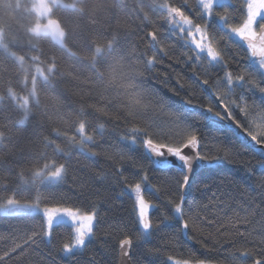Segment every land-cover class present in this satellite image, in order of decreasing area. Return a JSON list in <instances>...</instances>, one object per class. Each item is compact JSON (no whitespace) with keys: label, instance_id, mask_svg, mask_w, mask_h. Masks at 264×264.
<instances>
[{"label":"snow or ice","instance_id":"obj_1","mask_svg":"<svg viewBox=\"0 0 264 264\" xmlns=\"http://www.w3.org/2000/svg\"><path fill=\"white\" fill-rule=\"evenodd\" d=\"M15 3L16 9L22 10L27 18L26 23L4 19L11 8V0H0V181L3 182L0 191L5 193L0 196V210L10 218L26 219L32 223L23 229L26 238L22 243L17 242L21 239L18 233L22 230L18 225L10 227L7 235H0V241L7 245L0 252V264H7L13 257H17L14 264H24L29 259L35 264H59L54 252L64 253L69 264H78V256L82 253L76 250H86L93 242L99 213L91 202L88 203V211L82 207L49 206L65 200L66 193L59 189L67 185L72 149L86 158L104 155L109 161L118 160L120 163V167H115L111 173L105 169L93 172L90 181L83 183L79 192L69 187L78 199L85 198L84 188L93 182L107 180L109 175L122 186L120 195L124 194V188L135 194V215L131 223L138 235L134 237L128 231L129 221L123 217L109 226L112 232L107 234L108 239L113 235L123 236L118 240L121 264H128L139 245L148 243L149 237L162 233L163 229L171 230L159 236L164 244H158L155 250H146L145 255L155 254L159 247H166L168 241L178 234L199 232L203 235L205 225L215 228L214 235L229 246L243 241V250L235 249L229 253L230 264H246L245 258L248 257H254L253 264H264V176L249 186L255 171L247 168L246 175L228 181L226 189L223 176L219 178L221 183L201 181V174L209 171L210 165L236 164L239 162L237 157L243 153L230 138L214 136L209 144L203 134H198V125L203 121H209L219 131L230 127L241 129L240 121L236 120L239 105L223 103L228 93L235 94L236 88L241 90L237 95L239 101L245 102L258 93L260 104L253 98V105L264 107V0H245L239 7L236 0H232L231 5L222 0H193L192 3L182 0L180 7L153 0L147 5L149 11L144 10L145 0H138L132 7L123 0H15ZM229 6L232 11H228ZM217 7L223 8L224 12L216 11ZM57 8L69 10V14L63 18H52ZM160 11L165 15L157 23L163 25V30L156 29L146 34L151 38V45H160V51L166 55L167 48L162 45V38L172 36L176 44L188 49L181 54L186 63L194 61L200 66L207 60L209 67L217 72L224 71L216 84L228 90L217 101L219 110L212 106L203 109L201 104L199 108L203 111L195 117L192 116L197 108L193 105L195 97L184 101L192 107L176 112L167 126L183 123L190 134L178 140L175 146L154 143V138L168 139L154 107L163 100H153L156 92L146 87L147 78L140 71V61L143 60L144 71H149L157 65V57L144 59L145 54L139 51L138 45L128 41L132 31L130 25L135 23V17H140L137 28L142 30L141 25L147 27L152 23L149 12L155 15ZM220 33H224L227 40L223 37L217 40ZM232 36L237 37L232 43L247 54L244 57L246 66H237L235 76L226 71L233 65L225 59L230 47L228 40ZM43 42L52 44V48L45 51L41 47ZM55 48L86 62L90 75H85L84 67L77 69L73 65L61 70ZM82 52L90 54L82 56ZM65 79L75 83L74 94L81 100L79 107H73L69 90L59 87ZM202 83L209 85L208 80ZM82 85L89 91L85 92ZM17 89L27 94L21 96ZM109 91L123 93L121 107L115 108V100L104 95ZM85 98L96 100V103L89 104ZM102 104L106 106H100ZM167 107L173 106L168 104ZM65 108L73 110L64 111ZM110 109H115V114ZM239 111L244 113L242 119L247 136L256 145H264V134L258 137L247 130L246 109L240 108ZM139 119L145 120L144 128H127L119 140L125 143V147L128 142L139 144L148 155L141 153L140 158H135L123 149L113 153L111 142L104 138L106 125L128 124ZM53 124L60 126L52 127ZM89 128H93L91 133ZM69 132L73 134L69 135ZM96 134L101 136L100 141L96 140ZM102 143H109V148L94 150ZM50 156L62 157L64 162L54 160L48 163ZM141 158L147 159L149 164L162 160L165 167L160 171L168 173L162 189L153 186L157 193L168 196V199L160 201V206L166 210L155 223L149 218L148 209L157 205L150 204L141 194L142 185L148 180ZM125 163L131 166L127 175ZM256 166L264 173V153L256 161ZM140 173L143 174L137 182H129L130 176ZM241 182L245 185L243 188ZM213 186L216 192L210 199L217 201L216 204H203L196 198L189 203L188 197L193 189L197 193L209 192ZM174 193H179V196ZM88 194L99 196L100 191L89 190ZM237 200L242 202L240 206ZM225 205L229 211L223 216L216 217L212 213L213 218H208L210 207L223 208ZM236 207L239 211L233 212ZM62 217L70 218L76 225L70 240H64L62 234L55 231L59 226L57 221ZM212 235L209 234V238ZM32 251L38 255L33 256ZM87 260L88 264H97L94 255ZM198 264H203V261Z\"/></svg>","mask_w":264,"mask_h":264},{"label":"trees","instance_id":"obj_2","mask_svg":"<svg viewBox=\"0 0 264 264\" xmlns=\"http://www.w3.org/2000/svg\"><path fill=\"white\" fill-rule=\"evenodd\" d=\"M65 2H71V0H65ZM124 3L128 5V7H132L135 2L138 0H123ZM157 3H169L173 6L180 7L182 0H156ZM193 0H189V3H192ZM153 0H145V11H149L147 5L152 4ZM227 5H231L232 0L228 2H223ZM245 0H236V6L239 7L243 5ZM216 11L223 13L224 9L217 7ZM228 11H232V7L229 6ZM69 14V10H65L62 8L54 9V15L52 18H63L64 16ZM165 15L163 11L157 12L155 15L152 12H149L150 19L152 20L151 24H148L147 27L141 25V28H137V24H140V17H135V23L130 25V34L128 36L129 43H132L134 46L138 45L139 51L145 54L144 59L148 57L156 56L157 57V65L152 67L149 71H144V63L143 60L140 61V71L143 72L144 76L147 78L146 87L149 89H154L156 92V96L153 97L155 99H161L163 102L159 105H154L156 112L159 113L160 123L164 126L163 131L168 134V139H155L154 143H165L169 146H175V143L186 137L190 134L185 128L184 124L180 125L172 124L171 127L167 125L170 123L171 117L176 112H183L187 107L185 106L187 99L191 97H195L193 100V104L195 105H203L204 107L212 106L214 110H219L217 107V103L215 98L209 95L203 85L204 80L209 81V86L212 89V92L220 98V96L224 95L228 90L223 85H217L216 80L224 75V71L217 72L214 68L208 66L207 60H204L200 66H197L193 61L192 64L186 63L185 58L182 57V53L188 52L187 48L180 47L175 43V40L172 36H165L162 38V45L167 48V54L163 51H160V45L153 47L151 45V38L146 34L150 31L161 29L163 30V25L157 23V21ZM4 19H8L16 22H27V18L24 16L22 10L16 9L15 0H11V8L7 10V15L3 17ZM32 19V17H29ZM227 40V37L224 33H220L217 35V40L221 38ZM236 40L233 36L230 40H228L229 44V52L225 57L226 61L232 63V67L226 69V71L232 72L235 76L237 72V66L245 67L246 64L244 62V57L247 55L242 48L237 47L232 41ZM169 45H175V47H167ZM215 46V45H214ZM41 47L44 48L45 51H48L52 48V44L48 42H43ZM56 53L58 59H60V68L63 70L68 65H73L77 69L84 67L85 75H90L87 71L86 62L78 61L75 57L71 56V54L61 52L58 48L53 49ZM73 51H77V49H73ZM36 54V53H32ZM90 53L82 52V56H87ZM233 58H235L233 60ZM83 79V77H82ZM183 85V87H181ZM59 87L67 88L69 99L73 102V107H79L81 104V100L77 98L74 94V90L76 89V85L70 79H65ZM85 92L89 91L87 86L82 85ZM215 89V91H213ZM21 94L26 95V91H20ZM240 89L236 88L235 94L228 93L225 97L223 103L224 104H233L239 105V108L236 109L238 113L236 115V120L240 121L243 129L245 127V122L242 119L244 115L243 112H240V108L246 109L248 113V123L246 125L247 130L251 131L254 135L258 137L261 134H264V107L257 108L253 105V98L256 100L257 104H260V96L258 93L255 94V97L248 98L245 102H241L237 99V95L240 93ZM179 93V95H177ZM109 100H115V108H119L122 106V98L123 93H117L116 91H109L104 94ZM86 100V98H85ZM87 103L92 104L96 103V100H86ZM168 104H171L173 107H167ZM100 106H106V104H102ZM72 108H65L64 111H72ZM115 114V109H110ZM199 112L192 113V116L195 117ZM90 119V118H89ZM145 125L144 119H139L138 121H134L132 123H109L106 125V129L104 132V138L111 142L112 152H118L123 149L129 155H132L135 158H140L141 153L144 155H148L146 150L140 146L139 144H131L128 142V146L125 147V143H122L119 140V137L124 134L125 129L131 127H137L143 129ZM60 125L53 124L52 127H58ZM95 124H93V128ZM93 128H89L88 131L91 133ZM199 133L203 134L209 144L212 143V138L222 137V138H230L233 143L236 144L237 148L243 153L240 157H237L239 161L236 164H227L224 163L217 167L216 165H210L209 171H205L201 174L200 180L204 182L216 181L217 183H221L220 177L223 176L225 179L223 183L225 184V189L227 187V182L231 181L233 178L240 179L246 175V169L252 168L255 171V176L249 180V186L258 182V180L264 176V173H261L256 166V161L261 158V154L264 153V149L261 147L254 148L249 146L248 144L241 143L239 137H237L231 130L224 129L223 131L217 130L216 126L212 125L208 121H203L198 125ZM61 131H63V127H61ZM149 131H152L151 129ZM47 134V133H45ZM73 132H69V135H72ZM96 140L100 141L101 136L96 134ZM148 138V137H146ZM79 139V137H77ZM186 142V141H185ZM57 143H61V141H57ZM63 146V145H62ZM101 148L107 149L109 148V143H102L99 147L95 148L96 151H101ZM208 150L205 149V152ZM212 155L215 153L212 152ZM127 159V156L125 157ZM64 162L63 158H53L49 157L48 163L52 162ZM43 163V161L41 162ZM70 168H69V176L67 180V185L64 188L59 189V191L66 193V197L64 201L53 202L52 205L49 206H58L61 207H82L83 210L88 211V203L91 202L97 209L99 213V223L96 228V236L93 239V242L89 244L88 249L77 250L78 253H82V255L78 256V264H88V257L95 256L97 264H118L119 263V245L118 240L122 239L123 236L117 237L113 235L110 239H108L107 234L112 232V229L109 227L116 220L123 217L125 220L129 221L128 231L135 237L138 235L134 225L131 223L132 217L135 215L134 212V201L135 194L132 193L127 188H124V194L120 195L122 191V186L119 183L115 182V178L112 175H109L108 179L103 182H93L88 187L84 188L85 198L78 199L74 192L69 191V187L75 189L76 192L81 190V185L83 183H87L90 181L91 174L93 172L99 171L100 169H105L109 173L113 172L115 167H120V163L118 160L109 161L106 159L104 155H101L98 158L90 159L86 158L82 155L78 150L72 149V158L70 160ZM140 163L143 164L144 169L148 172V180L142 185L141 194L144 196L145 200L150 204H156L157 207H150L149 209V218L156 222L157 219L161 216V214L166 210L163 206H160V201L168 199L166 194L157 193L155 188H163L164 186V177L168 175V173L160 171L161 167L158 163L149 164L147 159H140ZM130 165L125 163L124 169L125 174L127 175L130 170ZM139 175L130 176L129 182L135 183L139 180ZM74 180L77 181L74 183ZM3 182L0 181V188H2ZM245 185L241 182V188ZM99 189L100 195H89V190L95 191ZM223 190V189H222ZM213 192H216V187L213 186L211 191L209 192H200L197 193L195 189L192 191V195L188 197L189 203L192 202L193 198L200 200L203 204H216L217 201L211 200V195ZM5 193L0 191V196H4ZM174 195L179 196V193H174ZM239 195V193L237 194ZM202 197H207V199H201ZM230 203V202H229ZM237 205L240 206L242 204L241 201H236ZM43 207V205H41ZM229 211L227 205L223 208H209L208 209V218L212 219V213H215L216 217L223 216L226 212ZM233 212L239 211V207L232 209ZM243 215V212H240ZM204 215V213H201ZM223 222V221H222ZM32 223L30 220H18L15 218H10L5 215V213L0 212V235H7L8 229L12 226L18 225L22 230L18 233L21 237L18 240V243H22L24 236L23 229ZM59 226L55 229L57 233L62 234V238L64 240H70L71 236L74 232L73 226L71 224H67L64 222L57 223ZM218 227V225H217ZM242 231L244 229H241ZM169 229H163L162 233L149 237L148 243H141L139 245V249L137 253L133 255L132 264H171V259L180 260L184 262H207L214 264H230L228 256L230 252L235 251V249L243 250L245 247L243 241H238L235 245L229 246L226 241L221 240L219 237L215 236V228H210L207 225L204 226L203 235L199 232H189L186 235L178 234L174 239L168 241L166 247H159L158 252L153 255H145L144 253L148 249L155 250L158 244H164L165 241L160 240L159 236L163 235L164 232H169ZM209 234H213L211 238H209ZM250 247V245H248ZM7 245L0 241V252L5 250ZM43 247V246H42ZM45 252L48 249H44ZM32 255H38L37 252L32 251ZM56 260L59 264H69V261L64 259L65 254L53 253ZM246 259V264H253L254 257H248ZM17 260V257H13L12 260L7 261V264H14V261ZM24 264H35V262L31 259L25 260ZM50 264V262H48Z\"/></svg>","mask_w":264,"mask_h":264},{"label":"water","instance_id":"obj_3","mask_svg":"<svg viewBox=\"0 0 264 264\" xmlns=\"http://www.w3.org/2000/svg\"><path fill=\"white\" fill-rule=\"evenodd\" d=\"M204 87H205V89H206V91H207V93L209 94V95H211L212 97H214L215 98V101H216V103H217V101L219 100V98H218V96L217 95H215L213 92H212V89L210 88V86L209 85H204ZM193 105H195V104H193ZM185 106L187 107V108H190V107H192V106H190V105H188V104H185ZM195 106H197V108H196V111L197 112H202L203 110L202 109H200L199 108V105H195ZM207 107H204L203 106V109H206ZM210 119H215V117H211ZM209 122V121H208ZM210 123V122H209ZM225 125H227V120H225ZM226 129H229V130H231L237 137H239V139L241 140V141H243L245 144H248L249 146H251V147H254V148H258V147H261V148H263L264 149V145H256L254 142H252L251 141V139H250V137H248L247 136V134H246V132L244 131V129H243V127H241V129L238 131L237 130V128L236 127H230V128H226ZM157 160H160L161 158H156ZM161 167H165V165L163 164V162H162V160H161V162L160 163H158ZM118 264H121V258H120V255H119V263ZM128 264H132V259L128 262Z\"/></svg>","mask_w":264,"mask_h":264},{"label":"rangeland","instance_id":"obj_4","mask_svg":"<svg viewBox=\"0 0 264 264\" xmlns=\"http://www.w3.org/2000/svg\"><path fill=\"white\" fill-rule=\"evenodd\" d=\"M229 0H222V2H228ZM234 38H236L237 39V37H235V36H233ZM198 38V37H197ZM24 94H21V96H23ZM42 207V206H41ZM150 209V208H149ZM149 209H148V212H149ZM0 212H2L3 213V211L2 210H0ZM59 222H64V223H67V224H71L72 226H73V229L75 228V223L74 222H72L71 220H70V218H67V217H62V218H60L58 221H57V223H59ZM77 250H81V249H77ZM76 250V251H77ZM171 264H177V262H179V264H185V262L184 261H180V260H172L171 259ZM187 264H198V262H188ZM203 264H214V263H212V262H210V263H207V262H203Z\"/></svg>","mask_w":264,"mask_h":264}]
</instances>
